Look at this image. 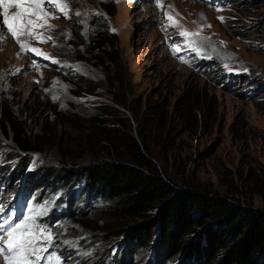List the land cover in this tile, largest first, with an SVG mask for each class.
Masks as SVG:
<instances>
[{"label": "rangeland", "instance_id": "1", "mask_svg": "<svg viewBox=\"0 0 264 264\" xmlns=\"http://www.w3.org/2000/svg\"><path fill=\"white\" fill-rule=\"evenodd\" d=\"M235 2L218 10L200 0H163V7L155 0H68V17L50 8L47 12L59 17L50 20L54 27L36 29L52 39L40 43L30 38L51 57L41 65L4 32L5 38L0 39V169L5 162L1 155L7 151L30 156L51 175H44L40 185L48 189L53 180L65 182L67 168L119 154L124 157L127 149L117 136L122 133L137 141L178 194L197 191L207 198L223 197L243 208L264 210V92L251 97L250 89L252 79L264 80V0ZM166 13L189 32L209 37L206 47L218 50L223 66L228 64L244 80L224 89L174 61L161 38L178 34L179 28L164 30L170 23ZM82 14L101 16L108 24L80 28ZM63 57L70 61L64 63L73 70L72 77L65 67L53 64V59ZM17 171L19 166L14 176ZM39 209L45 210L43 202L32 212ZM161 210L162 203H154L137 216L105 209L82 221L69 218L66 227L55 229L44 255L52 256L51 248L68 245L67 251L78 250L77 264H97L110 245L114 252L125 239L120 252L133 264H145L162 245ZM193 214L194 219L203 215ZM226 225L206 217L193 233H178L175 242H184L182 248L172 245L168 252L159 250V255L170 258L177 252L171 259V264H177L176 259L192 253L190 245L220 231L227 241L214 256L199 250L197 264H244L230 261L238 230ZM134 226L142 229L134 231ZM202 246L206 251L208 246ZM242 255L241 260L248 257ZM259 257L264 259V254Z\"/></svg>", "mask_w": 264, "mask_h": 264}, {"label": "trees", "instance_id": "2", "mask_svg": "<svg viewBox=\"0 0 264 264\" xmlns=\"http://www.w3.org/2000/svg\"><path fill=\"white\" fill-rule=\"evenodd\" d=\"M98 25L106 27L103 21H98ZM63 59L65 58L63 57ZM117 136L123 141L127 149L124 157L119 154L118 156L101 158L98 163L94 162L80 165L79 167L67 168L65 182L63 183L61 179L59 180L63 185H66L74 181L78 176L85 178L89 194L99 199L102 204L94 210L93 216L101 215L98 212L105 209L119 210L125 212L124 214L137 216L149 211L154 203H162L160 220L163 221L164 230L160 237L162 245L159 249L162 252L165 250L168 252L172 245L175 248L177 245L179 249L182 248L184 242H175V239L179 237L178 233L181 230L183 233H193L194 227H200L202 220L208 217L210 222L226 223L225 227L231 228L235 226L238 230V234L234 237L235 242H233L232 249L229 251L231 262L239 261L244 264L247 261H249V264H262L264 262V259L259 257V255L262 256L264 254V210L254 211L247 207L243 208L223 197L207 198L197 191H184L178 194L173 182L161 174L160 167L149 159L137 141L122 133ZM1 146L3 147V145H0V149ZM20 149L23 150L24 148L20 147ZM13 156L15 154L11 152L7 151L4 153L5 159ZM20 159L22 162L26 161V158L22 155ZM37 170L43 176L51 177L44 166L37 165ZM51 172L54 173L53 171ZM42 189V186H39L37 196L40 195ZM104 202L106 203L105 206ZM202 203L205 208H202ZM197 211L200 214L203 213V215H200L198 219H194L193 213ZM87 216L82 215L78 219L82 221ZM144 225L145 227L148 226L147 223ZM141 229L140 226H134V231ZM148 229L150 230L149 226ZM221 233L219 231L207 234L206 237L204 235L197 244L190 245L192 253L188 254V258L183 260L178 258L175 261L178 264H192L193 262L197 264L198 256H200L198 254L199 250L203 251V254L205 252L207 255L211 254L214 256L219 249L218 247L227 241V236L224 234L222 236ZM243 235L246 236L243 237ZM137 237V233L134 232L133 239L137 240ZM201 242L203 245L206 244L208 246L206 251L202 249ZM138 248V245L135 246L134 251ZM159 250L153 251L159 255ZM246 253L248 257L241 260L242 254ZM172 254L170 258L163 256L161 259L166 264L172 263L174 261H171V259L176 256L177 252ZM115 264H118V262L116 263L115 261Z\"/></svg>", "mask_w": 264, "mask_h": 264}, {"label": "clouds", "instance_id": "3", "mask_svg": "<svg viewBox=\"0 0 264 264\" xmlns=\"http://www.w3.org/2000/svg\"><path fill=\"white\" fill-rule=\"evenodd\" d=\"M145 1H151V0H145ZM156 1V0H155ZM204 4L208 5L209 7L213 9H221L224 7H230L235 5L236 0H200ZM135 4V3H134ZM146 9L149 7L148 4L145 5ZM48 10V8H46ZM98 21H103L104 24L107 26V20L102 19L100 16H96V18H90V16L86 14H82L79 18L78 25L80 28H83L86 25H92V26H98ZM106 21V22H105ZM159 23V22H158ZM97 24V25H95ZM161 26V24L159 23ZM162 29L160 28V32ZM180 29L177 31L178 34L176 35H169L166 37L161 38V43L162 46H164V50L168 52L176 61L178 64L181 66H184L186 68L191 69L195 74H197L200 77L207 78L212 81H216L220 87H223L226 89L227 87H233L236 85L237 81L240 82L244 80L243 77L238 76V74L235 71H226L222 61L221 57L219 54H217L218 50H210L206 47V42L205 40L201 39L200 37H206L204 34H200V36L193 37L192 39L195 40L196 42V47L200 49L199 52L193 51L190 47L186 45V40L185 37L179 35ZM162 35V34H160ZM9 36V35H8ZM11 37V36H10ZM31 45L35 48H39L37 43H33L31 40L29 41ZM174 45H179L181 50L177 53L174 51ZM40 49V48H39ZM26 55L29 56V59L38 63V65L46 63V59L42 57V60L38 59V56H32L29 53H26ZM187 60L188 62H182V59ZM58 63H53L57 67H65L64 62H70L67 59H58ZM66 60V61H65ZM53 61V60H52ZM60 65V66H58ZM64 69H67V72L69 73L70 77L73 76L72 74V69L70 67H65ZM219 72V73H218ZM218 73V77L213 79L212 75ZM254 84V87H250L251 90H253V93L251 94V97L257 94H261L264 92V80L263 79H252L251 80ZM248 93H245L244 95H247ZM4 157V155H1ZM20 156H13L10 157L9 159H2L5 161H12L16 162V166H19V171H17V174L14 176L13 171H10L9 174H7L5 177V188L8 187L11 189L17 181L22 178V174L24 173V169L27 167V163L22 162L20 159ZM26 158H31L30 156H25L22 155ZM18 161V162H17ZM8 165V164H7ZM29 167L31 168L32 172L29 174H24L26 175L29 179L33 180V186H34V192L37 194V189L39 188L40 185H42V179H43V174L37 170V165L35 163H30ZM7 172L4 171L3 175H5ZM23 175V176H24ZM10 176V177H8ZM16 182V183H15ZM15 183V184H14ZM50 186L48 189H42L40 192V195H36V199H38L40 196L43 198H47L48 200H51L54 204V207L59 206L62 202H65L68 206H70V211L64 212L61 217L57 219V223H54L55 227H66V223L71 219V222H73L74 217H77V219L82 216V215H92L94 210L98 207H100L101 203L100 200L97 199L95 196L90 195L88 189L86 188V180L83 177H76V179L72 182H69L66 185H63L59 180L55 181L53 180L52 182H49ZM80 188V194L79 197H77V189ZM65 196L63 201H59L60 197ZM92 211V212H91ZM91 212V213H88ZM87 213V214H86ZM76 220V219H75ZM125 244V241H123V244ZM71 246V244H70ZM68 245H63L60 248L62 256L65 258H71V256L76 260V253L78 252L77 248L71 249L67 251ZM111 248L112 246L110 245L105 254H100L99 259L97 261V264H115L118 262L119 259V264H125V262L122 260V258L119 256L116 259L110 258L111 256ZM125 252H122V254ZM155 253V252H154ZM155 255H157L155 253ZM125 258V254H124ZM78 261V260H77ZM77 264V263H76Z\"/></svg>", "mask_w": 264, "mask_h": 264}, {"label": "snow or ice", "instance_id": "4", "mask_svg": "<svg viewBox=\"0 0 264 264\" xmlns=\"http://www.w3.org/2000/svg\"><path fill=\"white\" fill-rule=\"evenodd\" d=\"M156 3L158 7H163V0H156ZM48 6L68 17L70 11L68 0H0V17H2L0 19V25H2L0 27V39L5 38L4 31L6 30L7 34L15 39L22 51H31L43 56L45 59H51L49 54L33 47L29 42L30 38L33 37L40 43H47L52 39L50 36L36 31L39 28H53L54 25L50 23V20L59 18L47 12L46 8ZM13 8L17 11L11 12L10 9ZM76 15H80V13L77 12ZM166 17L170 23L165 26L164 30L167 31L168 27L179 28V35L185 37L186 45L193 51L199 52L200 49L196 47V42L192 38L200 36V33L189 32L183 28L171 13H166ZM219 19L222 22L224 20L223 17ZM207 26L211 27V25ZM22 37H28L29 40L22 39ZM200 38L203 40L210 39L209 37ZM180 50L179 45H174L175 52L178 53ZM181 59L182 62H188L183 58ZM53 62L58 63L54 59ZM224 67L229 71L232 70L228 64H225ZM0 211H3V209L0 208ZM42 213L43 209L33 210V214L21 219L19 222H6L10 224L8 227L0 224V233H2L0 234V259L3 260L4 264H41V261H47V264H51L52 260H55L56 264H62L58 256L44 255L52 245L54 235L48 229L35 223L36 217Z\"/></svg>", "mask_w": 264, "mask_h": 264}, {"label": "bare ground", "instance_id": "5", "mask_svg": "<svg viewBox=\"0 0 264 264\" xmlns=\"http://www.w3.org/2000/svg\"><path fill=\"white\" fill-rule=\"evenodd\" d=\"M50 8H52V9H53V11H54V8H53V7H51V6H48V10H49Z\"/></svg>", "mask_w": 264, "mask_h": 264}]
</instances>
